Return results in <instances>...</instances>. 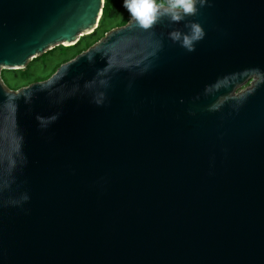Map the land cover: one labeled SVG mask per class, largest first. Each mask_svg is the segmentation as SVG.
<instances>
[{
    "label": "water",
    "instance_id": "water-1",
    "mask_svg": "<svg viewBox=\"0 0 264 264\" xmlns=\"http://www.w3.org/2000/svg\"><path fill=\"white\" fill-rule=\"evenodd\" d=\"M193 5L12 90L104 0H0V264H264V0Z\"/></svg>",
    "mask_w": 264,
    "mask_h": 264
},
{
    "label": "trees",
    "instance_id": "trees-1",
    "mask_svg": "<svg viewBox=\"0 0 264 264\" xmlns=\"http://www.w3.org/2000/svg\"><path fill=\"white\" fill-rule=\"evenodd\" d=\"M156 3L167 6V0H156ZM130 19V13L124 7V0H104L102 16L97 29L93 33L81 37L74 46L56 47L43 56L34 59L23 71L3 70L1 78L6 86L12 90H18L34 82L44 81L61 64L87 50L111 29L124 26Z\"/></svg>",
    "mask_w": 264,
    "mask_h": 264
},
{
    "label": "clouds",
    "instance_id": "clouds-1",
    "mask_svg": "<svg viewBox=\"0 0 264 264\" xmlns=\"http://www.w3.org/2000/svg\"><path fill=\"white\" fill-rule=\"evenodd\" d=\"M124 7L131 18L145 28L155 23L160 15H168L173 20H179L182 14L194 10L193 0H167L166 7L157 4L156 0H124Z\"/></svg>",
    "mask_w": 264,
    "mask_h": 264
},
{
    "label": "rangeland",
    "instance_id": "rangeland-1",
    "mask_svg": "<svg viewBox=\"0 0 264 264\" xmlns=\"http://www.w3.org/2000/svg\"><path fill=\"white\" fill-rule=\"evenodd\" d=\"M22 71H23V69H22ZM249 86V83H246L242 88H240L239 90H242V89H244V88H246V87H248Z\"/></svg>",
    "mask_w": 264,
    "mask_h": 264
}]
</instances>
